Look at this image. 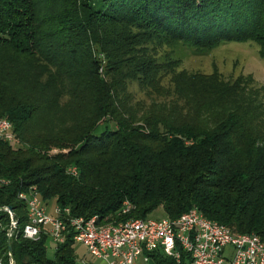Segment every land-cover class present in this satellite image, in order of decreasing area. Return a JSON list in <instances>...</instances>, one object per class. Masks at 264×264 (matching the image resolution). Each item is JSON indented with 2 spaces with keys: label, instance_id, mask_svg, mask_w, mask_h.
<instances>
[{
  "label": "trees",
  "instance_id": "1",
  "mask_svg": "<svg viewBox=\"0 0 264 264\" xmlns=\"http://www.w3.org/2000/svg\"><path fill=\"white\" fill-rule=\"evenodd\" d=\"M156 39L203 49L255 41L264 57V0H0V120L16 137L0 138V264H11L9 206L16 264H78L72 238L51 259L46 234H21L29 220L19 194L33 188L104 226L196 207L264 240L259 91L184 71L167 90L146 47ZM126 78L162 99L132 103ZM150 255L191 264L185 252Z\"/></svg>",
  "mask_w": 264,
  "mask_h": 264
},
{
  "label": "built area",
  "instance_id": "2",
  "mask_svg": "<svg viewBox=\"0 0 264 264\" xmlns=\"http://www.w3.org/2000/svg\"><path fill=\"white\" fill-rule=\"evenodd\" d=\"M8 126L13 125L0 121V130ZM4 138L11 141L10 136ZM0 182L6 181L0 179ZM19 197L25 198L30 212L27 236L39 240L46 234L55 246L70 237L104 264H139L140 259L150 262L153 260L150 254L157 249L177 261L185 252L191 264H264V249L256 245L254 237H246V233L235 232L222 223L207 221L196 207L176 218H145L122 228L120 234H112L95 233L94 216L77 217L67 207L56 205L54 215L48 214L46 203L32 189L22 191ZM129 207L125 203L124 208ZM5 210L11 213L9 207ZM11 219L13 235L16 224L12 213ZM77 262L86 264L84 258H78Z\"/></svg>",
  "mask_w": 264,
  "mask_h": 264
},
{
  "label": "rangeland",
  "instance_id": "3",
  "mask_svg": "<svg viewBox=\"0 0 264 264\" xmlns=\"http://www.w3.org/2000/svg\"><path fill=\"white\" fill-rule=\"evenodd\" d=\"M147 49L151 52L164 68L161 75L164 77L161 84L172 91L173 76L180 72H198L210 75L217 73L225 80L235 82L238 79L243 81L249 89L259 91L258 101L264 108V57L260 55L259 45L255 41L247 42H221L212 48L192 47L183 42L164 43L157 39L148 44ZM99 56L106 63L105 56ZM165 69V70H164ZM127 70V68H125ZM126 95L130 96L132 103H150L152 99L161 100L157 95H151V90L143 86L138 80L126 78ZM57 153V150L53 151ZM57 205L55 200L46 202L48 214L54 215V207ZM162 208H159L150 215L151 219L164 218ZM47 256L55 257V246L51 241L46 244ZM77 251L85 253V247L75 244ZM98 264H104L99 261Z\"/></svg>",
  "mask_w": 264,
  "mask_h": 264
},
{
  "label": "bare ground",
  "instance_id": "4",
  "mask_svg": "<svg viewBox=\"0 0 264 264\" xmlns=\"http://www.w3.org/2000/svg\"><path fill=\"white\" fill-rule=\"evenodd\" d=\"M2 120H5L6 122H8V123L11 124V122L8 121L7 119H2ZM2 120H0V121H2ZM9 136H10V140L11 141H13V142L16 141V137L13 134V131H12V126L4 127L3 129L0 130V138H2L3 140H5L4 137H9ZM5 141H7V140H5ZM73 170H75V169H73ZM71 172L73 174H76V172H73V171H71ZM32 190L35 193H38L39 194V192L35 188H33ZM20 199L25 202V198H20ZM6 211L10 214V217H11V213H12L13 219L15 218L14 217V212H11L10 213L8 210H6ZM27 211H28V220L30 221V212H29L28 206H27ZM123 211H124V213H126L128 211V208H124ZM149 219H151V218H149ZM206 219H207V221H214V220H211V219H209L207 217H206ZM141 220H142L141 218H138V219H129V220L124 221V222H121L119 224H111V225L104 226V225L98 224L97 217L94 216V217H92V224H93V226H95V233L120 234V232H122V228H124L126 226H129V225H131L133 223H138ZM29 221H28L27 225L24 227V229L21 231V234L25 238H29V239H32V240H37V239H34V237L27 236V234H26V232L28 231ZM14 222L16 224L14 227H17V222L15 221V219H14ZM11 236H12L11 235V232L9 231L8 232V237L11 238ZM246 237H254V241H255L256 245L259 246V248L264 249V240H262L259 235L253 234V233H251V234L250 233L249 234L246 233Z\"/></svg>",
  "mask_w": 264,
  "mask_h": 264
},
{
  "label": "crops",
  "instance_id": "5",
  "mask_svg": "<svg viewBox=\"0 0 264 264\" xmlns=\"http://www.w3.org/2000/svg\"><path fill=\"white\" fill-rule=\"evenodd\" d=\"M85 250H86V248H85ZM77 255H78V258H84V260L86 261V264H98L99 263V260L96 259L95 257L91 256L90 254H88L87 250L85 253H80L79 251H77ZM139 264H155V262H154V260H152L150 262H145L143 259H140Z\"/></svg>",
  "mask_w": 264,
  "mask_h": 264
},
{
  "label": "water",
  "instance_id": "6",
  "mask_svg": "<svg viewBox=\"0 0 264 264\" xmlns=\"http://www.w3.org/2000/svg\"><path fill=\"white\" fill-rule=\"evenodd\" d=\"M9 210L11 212H14V209L11 206H9ZM8 247H9V253H10V257H11V264H16V260H15V256H14V252H13L12 243H11L10 238H8Z\"/></svg>",
  "mask_w": 264,
  "mask_h": 264
}]
</instances>
